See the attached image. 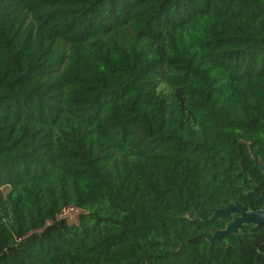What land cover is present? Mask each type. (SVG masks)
Masks as SVG:
<instances>
[{
    "label": "trees",
    "instance_id": "trees-1",
    "mask_svg": "<svg viewBox=\"0 0 264 264\" xmlns=\"http://www.w3.org/2000/svg\"><path fill=\"white\" fill-rule=\"evenodd\" d=\"M243 141L264 147V0H0V188L42 180L38 228L97 194L26 264H264L188 213L249 188Z\"/></svg>",
    "mask_w": 264,
    "mask_h": 264
},
{
    "label": "rangeland",
    "instance_id": "rangeland-1",
    "mask_svg": "<svg viewBox=\"0 0 264 264\" xmlns=\"http://www.w3.org/2000/svg\"><path fill=\"white\" fill-rule=\"evenodd\" d=\"M54 176V180L59 179ZM42 180L30 178L16 187L0 188V210L3 214L2 232L0 234V264H26L34 253V244L39 238L55 242L59 239L61 230L71 223H81L86 204L96 200L97 194L89 189H79L73 192L72 201L59 215L58 222H46L43 228H38L31 221V211L27 203L31 184L42 191ZM14 208L20 213V227L17 229ZM137 215V208L130 211L124 218L129 226Z\"/></svg>",
    "mask_w": 264,
    "mask_h": 264
},
{
    "label": "flooded vegetation",
    "instance_id": "flooded-vegetation-1",
    "mask_svg": "<svg viewBox=\"0 0 264 264\" xmlns=\"http://www.w3.org/2000/svg\"><path fill=\"white\" fill-rule=\"evenodd\" d=\"M243 142H247V141H243ZM262 145H264V143H262ZM256 154L261 158L262 162L264 163V147L261 148L260 153H256ZM255 167H256V170H253L254 175L252 173L250 174L248 171L245 172L250 181L249 188L244 190V194L240 197V199L233 198L232 201L227 204L233 205L237 201L239 205L244 206L246 211H258L263 208L264 206V173L256 165ZM258 197L261 198V200H259ZM224 207H221V208H224ZM188 213H190V211ZM234 214L236 216H239L237 212H235ZM231 220H233L232 215L216 220L218 222L214 225L215 226L214 229H212L210 232H204V233L212 234L217 230L218 231L222 230L225 227L226 223L230 222ZM237 231L238 233L227 234L225 236H222L221 241L218 243L222 245H227L228 240H230L231 238H239V237L247 238L250 240L251 244L255 247L256 251L264 255V222L260 224H255V223L242 224L241 228L237 227Z\"/></svg>",
    "mask_w": 264,
    "mask_h": 264
},
{
    "label": "water",
    "instance_id": "water-1",
    "mask_svg": "<svg viewBox=\"0 0 264 264\" xmlns=\"http://www.w3.org/2000/svg\"><path fill=\"white\" fill-rule=\"evenodd\" d=\"M248 147V151L251 159L254 161L255 165L264 173V163L261 158L253 151L251 144L249 142H244ZM254 192V190H253ZM259 200L261 198L258 197ZM237 212L239 216H236L234 213ZM190 213L192 216L191 220H201L202 222H213L229 215L233 216V220L226 223L225 227L222 230H217L212 234L200 233L196 234L194 237H203L210 244H217L221 241V237L227 234L238 233L237 227L241 228L242 224L255 223L260 224L264 222V206L258 211H246L244 206L239 205L236 201L233 205L227 204L224 208H215L211 215L207 218L203 217L197 210L191 209ZM188 216V215H187ZM187 242V241H185ZM182 246V243L179 245V248Z\"/></svg>",
    "mask_w": 264,
    "mask_h": 264
}]
</instances>
